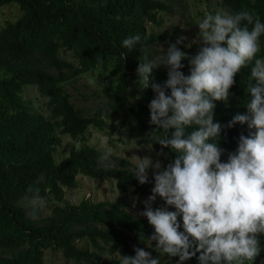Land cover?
Masks as SVG:
<instances>
[{"label":"trees","instance_id":"obj_1","mask_svg":"<svg viewBox=\"0 0 264 264\" xmlns=\"http://www.w3.org/2000/svg\"><path fill=\"white\" fill-rule=\"evenodd\" d=\"M9 3H15L20 14L0 27V264H42L45 251L58 252L66 264H119L116 252L134 256L135 248L156 249V242H149L154 228L146 218L128 212L132 206L123 198L96 202L82 198L71 204L63 196L64 188L76 186V175L112 180L119 193L130 195L151 191L154 182L139 184L133 174L135 164L115 155L101 162L104 151L87 144L70 146L57 160L53 151L59 134L84 140L88 127L102 129L112 116L135 145L150 146L162 166L175 159L176 153L156 143L159 132L148 137L155 128L148 107L154 93L150 88L141 92L136 84L141 48L151 59L153 45L168 48L175 43L173 34L166 38L146 31V23L158 24L155 13L166 10L167 4L164 0H0V6ZM219 3L232 12L250 11L264 22V0ZM135 34L141 41L131 50L123 47V40ZM258 56L264 57V36ZM96 69L105 70L110 82L104 90L106 101L87 114L74 106L64 87ZM152 78L161 86L165 83L159 69ZM249 82L250 66L236 75L229 99L215 102V122L227 125L235 115L246 113ZM24 85L34 86L46 99L48 117L34 113L20 96ZM173 132L170 129L168 135ZM241 134H249L246 124L222 132V161L236 150ZM41 174L44 181L36 184ZM29 187H39L40 195L52 201L49 214L42 216L39 210L37 219L26 215L20 201L31 195ZM178 222L183 231L182 217ZM260 238L261 253L254 264L264 256ZM198 255L184 264H199ZM170 258L179 264L178 257Z\"/></svg>","mask_w":264,"mask_h":264},{"label":"clouds","instance_id":"obj_2","mask_svg":"<svg viewBox=\"0 0 264 264\" xmlns=\"http://www.w3.org/2000/svg\"><path fill=\"white\" fill-rule=\"evenodd\" d=\"M196 27L203 46L194 57L177 46L184 37L151 59L141 48L136 84L141 92L150 88L154 93L148 107L155 128L148 137L159 132L156 143L176 156L166 167L151 157H132L139 184L149 183V169H153L152 194L143 201L140 215L154 228L150 244L155 241L157 252L178 257L179 264L197 254L199 264H254L261 253L258 237L264 235V57L258 56L264 22L250 11L222 8L205 14ZM140 41L135 34L122 45L131 50ZM184 60L190 66L187 76L181 71ZM161 66L167 69L163 86L152 78ZM249 66L246 113L235 115L227 125L215 122V102L229 99L236 75ZM237 124H246L249 134H241L236 150L222 161L221 134ZM170 129H174L171 136ZM113 154L114 149L107 148L100 161H109ZM43 181L41 174L36 184ZM27 192L31 195L24 198L26 215L37 219L46 201L39 187H29ZM157 197L167 207L153 209ZM134 251V256L116 252L119 264H161L142 248Z\"/></svg>","mask_w":264,"mask_h":264},{"label":"rangeland","instance_id":"obj_3","mask_svg":"<svg viewBox=\"0 0 264 264\" xmlns=\"http://www.w3.org/2000/svg\"><path fill=\"white\" fill-rule=\"evenodd\" d=\"M167 4V9L155 13V18L158 22L146 23V31H152L163 37L168 38L173 34L174 42L181 37L185 39L179 45L183 52L187 53L189 57H194L203 46L198 39V28L196 27L198 21L207 13H215L218 9L224 8L220 5L219 0H164ZM225 9V8H224ZM20 14L15 3H9L0 6V27L7 21H13ZM163 50L166 52L167 47L162 43H156L151 47L149 52L152 58L157 55H162ZM60 56L66 60H71L67 53H60ZM185 67L181 70L187 76L190 73V66L188 60L182 61ZM163 75V80L167 79V69L164 66L158 68ZM110 78L106 76L105 70L96 69L91 72H84L76 80L70 84L65 85V91L69 94V100L75 107L82 109L87 114L98 105L106 101L104 90L109 85ZM20 96L29 102L30 109L34 113H39L44 117H48V112L45 106V98L38 95L34 86L24 85L21 88ZM106 126L102 129L88 127L84 134V140L71 139L65 134H59V145L54 149L53 156L57 160L59 157L66 154L70 146L75 148L87 144L99 150L105 151L111 147L114 149L115 156L124 157L132 164L136 165L133 156L144 158L151 157L155 162L154 152L148 145L137 146L133 140L130 139L120 123L109 116L106 119ZM76 186L73 188H64L63 196L71 203L76 204L82 198H87L90 201L96 202L100 200H114L117 197L123 198L124 202L131 205L127 208L128 212L139 217L145 218L140 213L144 211L143 201L147 199L152 193L146 192L142 195L121 194L115 188L112 180L109 179H93L82 175H76ZM149 180L154 182L153 169H149ZM138 197V199H136ZM46 204L40 209L41 215L50 213L52 201L46 200ZM20 205L24 206V200L20 201ZM135 205V206H134ZM153 209L167 207L165 202L157 197L152 205ZM169 211H175L174 208L169 207ZM264 236V235H261ZM262 247L264 248V237H261ZM152 254L153 258H159L161 264H178L172 261L167 255L159 254L155 248L149 247L144 249ZM42 264H66L58 252L45 251L42 259ZM70 264V263H67ZM257 264H264V256Z\"/></svg>","mask_w":264,"mask_h":264}]
</instances>
